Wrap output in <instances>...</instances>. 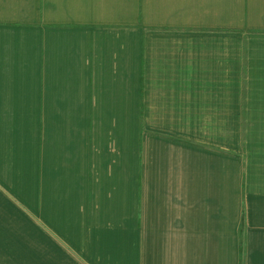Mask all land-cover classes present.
Here are the masks:
<instances>
[{
	"label": "crops",
	"instance_id": "0c3cea01",
	"mask_svg": "<svg viewBox=\"0 0 264 264\" xmlns=\"http://www.w3.org/2000/svg\"><path fill=\"white\" fill-rule=\"evenodd\" d=\"M0 264H264V0H0Z\"/></svg>",
	"mask_w": 264,
	"mask_h": 264
}]
</instances>
